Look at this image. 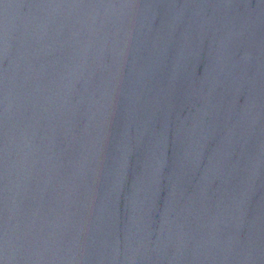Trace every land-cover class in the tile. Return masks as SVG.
<instances>
[{"label":"water","instance_id":"1","mask_svg":"<svg viewBox=\"0 0 264 264\" xmlns=\"http://www.w3.org/2000/svg\"><path fill=\"white\" fill-rule=\"evenodd\" d=\"M0 264H264V0H0Z\"/></svg>","mask_w":264,"mask_h":264},{"label":"snow or ice","instance_id":"2","mask_svg":"<svg viewBox=\"0 0 264 264\" xmlns=\"http://www.w3.org/2000/svg\"><path fill=\"white\" fill-rule=\"evenodd\" d=\"M0 51H2V48H0ZM2 242H3V238L0 237V244H2Z\"/></svg>","mask_w":264,"mask_h":264}]
</instances>
